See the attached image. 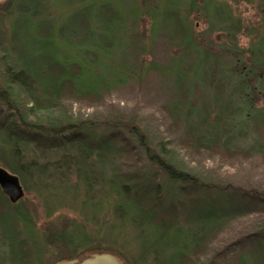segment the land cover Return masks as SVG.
<instances>
[{"label":"trees","instance_id":"trees-1","mask_svg":"<svg viewBox=\"0 0 264 264\" xmlns=\"http://www.w3.org/2000/svg\"><path fill=\"white\" fill-rule=\"evenodd\" d=\"M162 1L154 3L151 15V46L158 37H171L174 45L183 46L181 52L189 49L191 58V48L199 45L188 15L198 0ZM203 2L205 12L213 9L212 27L227 30L235 41L241 21L235 24L224 3ZM141 10L136 0L0 2V166L17 174L26 191L11 203L0 188L2 240L12 264H39L43 259L38 254L34 262L23 251L35 225L27 207L31 195L55 209L71 197L92 217L107 209L115 217L101 241L123 229L137 233L139 251L129 258L100 243L98 236L106 227L89 228L85 221L74 220L48 237L57 261L112 252L123 264H223L222 251L210 256L212 245L228 222L243 223L254 215L260 219L256 229L241 235L235 241L240 247L228 253H237V264H264V191L246 187L252 194H243L244 187L226 184L215 173L189 170L180 156H195V150L231 158L264 155V34L245 53L227 47L236 54L233 83L219 74L210 82L215 70L204 72L203 82H149L148 74L160 73L162 65L150 60L143 67L136 50L141 55L147 49L132 43ZM128 50L133 55L126 61ZM246 53L249 64L243 62ZM132 81L149 92L172 95L165 109L149 112L163 117L165 111L180 136L144 122L140 114L145 110L102 120L75 115L74 104L98 107L108 93L125 90ZM240 115L250 116L253 132L237 128ZM169 132L177 139L171 141ZM253 134L250 146L239 144ZM20 224L28 235L21 241ZM37 236L36 247L45 249L47 234Z\"/></svg>","mask_w":264,"mask_h":264},{"label":"rangeland","instance_id":"rangeland-1","mask_svg":"<svg viewBox=\"0 0 264 264\" xmlns=\"http://www.w3.org/2000/svg\"><path fill=\"white\" fill-rule=\"evenodd\" d=\"M5 0H0L3 2ZM161 1L159 4L163 5L162 0H136L138 5L142 8L139 21L137 22V29L134 31L136 35L132 38V43L140 46H145L147 52L139 55V49L136 50L137 56L142 60L143 67L145 64H149L150 60H153L155 63H161V74H156L155 72L148 74L149 82H171L176 85V82H203L200 78L205 72H211L215 70L214 74H210V82H213L215 75L219 74V77L227 80L226 82H234L237 80L234 76L232 69L236 66L234 65V58L236 54H231V51L227 49L230 47L236 52L247 50L252 47V45L264 34V0H217L225 4V9L231 14V18L236 23V21H241L240 27L241 31L235 33V41L231 40L227 30L221 28L212 27L215 24V20L211 19L210 14L213 13V9L210 8L205 12L201 7L204 4V0H198L197 5L191 8L190 14L188 15V22L193 25L194 37L196 38L198 48H191L193 54H190L192 57H188L189 49H183V46L179 48L174 45V40L171 37L166 39L161 37L157 38V43L153 48L151 46L152 37H151V24L153 18L151 15L155 13L154 3ZM191 2V0H190ZM177 4H174L173 7H177ZM224 6V5H223ZM161 9V6H160ZM186 9L181 8V12H186ZM142 14V15H141ZM150 15V16H149ZM219 24V23H218ZM239 25V23H238ZM212 27V29H211ZM161 45V46H160ZM153 50V51H151ZM133 51L128 50L124 56H126V61L128 57L132 56ZM135 59V58H133ZM244 59V55H243ZM115 63L117 59H114ZM204 62L207 66H204ZM244 64L248 62V53L243 60ZM243 63L241 65H244ZM249 64V63H247ZM135 67L138 68L135 63ZM259 72V71H258ZM163 76V78H162ZM125 90H113L111 93L106 95L105 101L102 105L98 107H87L90 104L86 102L83 104H74L73 111L75 115L79 114H90L102 120L104 117H111L112 115H125L130 116L133 113L139 112V110H145L140 114V118L149 123H153L152 127L155 129L159 128H168L171 131L176 132L177 125L173 123L169 116L163 111L162 114L150 113L151 111H156L160 107L165 109V103L169 104L171 101L168 100L172 97L169 92L157 91L153 89L149 92V89L144 86H138L133 83ZM147 82V81H144ZM125 91V94H122L121 91ZM149 92V93H148ZM196 96L200 93L196 92ZM264 98V91L260 93V100ZM153 102V104L148 101ZM171 100V99H170ZM163 106H160V105ZM262 102L258 103L257 106H261ZM148 109V111L146 109ZM249 115L239 116L236 119L235 124L237 128H242L247 134L253 132L251 130L252 125L248 120ZM162 118V119H161ZM168 124V125H167ZM170 140H176L178 136L175 133H171ZM179 136L181 132H176ZM245 136V135H244ZM254 136V134H253ZM245 136V139L240 141V145L247 147L255 142L254 138ZM195 156H185L184 153H180L181 161L184 164L187 163L189 170H195L203 172L204 174L215 173V177L219 180L225 181L226 184H231L237 187H244V191H240L243 194L250 195L252 191L250 188L246 187H256L261 191H264V155H257L253 157H224L220 154L219 151H205V150H195ZM213 175V174H212ZM34 197L29 196L28 209L31 213L33 222L35 223L34 227L30 231L29 236L24 232L23 233V224H20V241L27 236L29 239L27 245L24 246L23 251L26 248V253L28 258L35 262V258L38 254L42 255V258L39 264H54L57 257V250L54 249V245L48 237L53 235V232H58L67 225L74 221L79 220L81 222L85 221L89 228H99L104 226L107 230L103 231L98 237L99 241L103 246L113 247L123 255L131 257V255L137 256L139 251V244L137 242V233L132 229H123V232L112 238L111 240L101 241L104 237L105 232H108L110 229L108 226L112 225L114 222L115 215L111 214L107 209L101 210L96 217H92L91 214L83 212L79 205L73 203L71 197L69 201H63L58 206L48 205L46 201L34 200ZM81 200V199H80ZM52 215H49V211L53 210ZM257 216L249 215L247 219H238L236 221L228 222L225 226V230L219 236V239L212 246V251L210 256L213 254L219 253L222 251L223 264H237V253L229 254L228 252L233 248H239L240 246L236 244V240L239 239L244 233H250L252 230L256 229L260 219H256ZM47 234L48 244L44 251L38 252L36 249L35 239L38 238L37 235ZM2 230L0 227V264H12L11 253L8 249L9 246L5 245L2 240ZM11 236L14 238L15 233L13 230L10 231ZM26 234V236H24ZM33 237H30V236ZM35 236V237H34ZM101 239V240H100ZM40 240V238H39ZM42 241V238H41ZM235 242V243H234ZM41 244V243H40ZM239 250V249H238ZM209 256V255H208ZM152 260L149 259L148 262ZM37 262V263H38Z\"/></svg>","mask_w":264,"mask_h":264},{"label":"water","instance_id":"water-1","mask_svg":"<svg viewBox=\"0 0 264 264\" xmlns=\"http://www.w3.org/2000/svg\"><path fill=\"white\" fill-rule=\"evenodd\" d=\"M0 186L14 203L25 195L19 176L3 167H0ZM54 264H122V261L110 252H102L92 253L82 260L64 259Z\"/></svg>","mask_w":264,"mask_h":264}]
</instances>
